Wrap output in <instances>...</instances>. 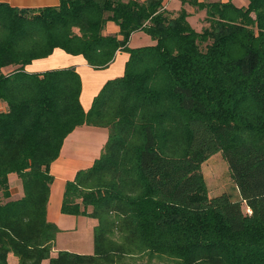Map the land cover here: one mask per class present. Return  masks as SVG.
<instances>
[{"label": "trees", "instance_id": "trees-1", "mask_svg": "<svg viewBox=\"0 0 264 264\" xmlns=\"http://www.w3.org/2000/svg\"><path fill=\"white\" fill-rule=\"evenodd\" d=\"M162 1L0 3V264H264V0H182L205 9L200 31ZM107 21L121 37L103 33ZM139 30L155 43L129 47ZM55 48L95 69L119 50L128 59L85 111L74 67L24 69ZM81 125L108 135L60 209L95 219L93 252L52 254L49 166ZM218 151L239 200L205 193L201 164ZM11 172L23 195L2 202Z\"/></svg>", "mask_w": 264, "mask_h": 264}, {"label": "crops", "instance_id": "crops-1", "mask_svg": "<svg viewBox=\"0 0 264 264\" xmlns=\"http://www.w3.org/2000/svg\"><path fill=\"white\" fill-rule=\"evenodd\" d=\"M145 1V0H138ZM198 2H227L228 0H197ZM236 6H247L249 0H231ZM0 3H6L18 8H40L46 6H56L59 0H0ZM187 12V20L191 27L200 31L205 26V9H199L191 3V1L182 2V0H163L162 9L170 14H177L181 9ZM253 15V13H251ZM105 35H119V26L113 21H107L103 28ZM155 41L144 31H134L131 33L128 46L131 48L154 44ZM128 59V53L119 50L115 53L113 60L104 68L95 69L86 63L82 55H71L60 48H55L51 54L46 57L32 60L25 65L24 69L30 73H39L49 69L74 67L81 79L80 104L86 111L89 109L93 97L98 93L103 84L112 78L119 77L123 74L125 62ZM12 70V67L3 69V72ZM6 103L0 101V112L6 110ZM94 130H88V129ZM102 127H93L81 125L73 129L63 140L58 157L50 164L49 173L52 175V181L49 184V198L46 205V219L49 222L60 225L61 221L65 223L75 216L77 219L84 217L83 215L64 214L61 212L62 196L67 181L72 180L77 171L88 168L93 161L98 157L97 153L92 154L93 147L90 144L84 150L81 148L87 134H93V142H98L96 146L102 148L107 139V130ZM91 140V139H90ZM84 144V143H83ZM82 149V150H81ZM8 184L10 196L6 200H17L22 197L23 190L21 181L18 175L14 172L8 174ZM70 217V218H66ZM92 229L95 224V219L91 218ZM94 220V222H93ZM72 221V220H71ZM64 223V224H65ZM60 231H64L63 227H59ZM62 228V229H61ZM57 236V234H56ZM69 236L67 243L68 247L60 250H68L76 253L89 252L91 248L89 242H82L81 239ZM79 237V236H78ZM56 239V238H55ZM67 240V241H68ZM66 240L64 242H67ZM66 244V243H65ZM93 249V246H92ZM56 252V249H54ZM59 250V249H58ZM13 254H8L7 259L11 261ZM17 261V260H16ZM15 261V262H16ZM14 262V263H15Z\"/></svg>", "mask_w": 264, "mask_h": 264}, {"label": "rangeland", "instance_id": "rangeland-1", "mask_svg": "<svg viewBox=\"0 0 264 264\" xmlns=\"http://www.w3.org/2000/svg\"><path fill=\"white\" fill-rule=\"evenodd\" d=\"M99 129L100 132H103L101 131L103 130V128L102 129L99 128ZM88 130H94V129L91 128ZM92 136L93 134H87V137L85 136V140H83L84 144L82 143L81 148L84 150L85 148H88L87 145L90 144V146L93 147V150L91 151L93 152L92 154L97 153V156H99L101 149L98 148V146H96L98 145L97 144L98 142L96 143L93 142ZM201 170L205 180V193L208 196H214L222 192H225L231 200H239L240 196L238 190L230 175L227 162L223 158L222 153L220 151L210 155L206 160H204L201 164ZM1 201L4 202L6 201V199L1 198ZM66 218H70V217H66ZM71 218L72 219H70L69 222L65 223L64 221H61L60 225L59 226L57 225L58 229H60L59 227H63L64 231L58 230L57 236L55 237L56 239L54 240L53 243L52 254L56 253L54 249L58 251V249L60 250L63 249L64 247H68L67 243L70 242L68 240L70 235L71 237L74 235L75 236L74 238L76 239H81L82 242L90 243L91 248L88 250L89 252H82V254L92 253L93 252L92 249L93 237H92V225H91L92 219L86 216L80 217V219H77L75 216H72ZM65 240L68 241L64 242ZM16 260L17 258L14 255H12L11 261L8 262L14 263Z\"/></svg>", "mask_w": 264, "mask_h": 264}, {"label": "built area", "instance_id": "built-area-1", "mask_svg": "<svg viewBox=\"0 0 264 264\" xmlns=\"http://www.w3.org/2000/svg\"><path fill=\"white\" fill-rule=\"evenodd\" d=\"M249 211V210H248Z\"/></svg>", "mask_w": 264, "mask_h": 264}]
</instances>
